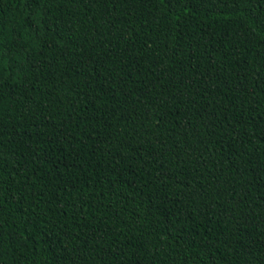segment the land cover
<instances>
[{
    "label": "trees",
    "instance_id": "16d2710c",
    "mask_svg": "<svg viewBox=\"0 0 264 264\" xmlns=\"http://www.w3.org/2000/svg\"><path fill=\"white\" fill-rule=\"evenodd\" d=\"M0 264H264V0H0Z\"/></svg>",
    "mask_w": 264,
    "mask_h": 264
}]
</instances>
